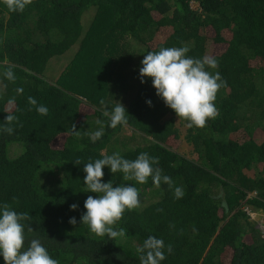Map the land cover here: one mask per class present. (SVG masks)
<instances>
[{
  "label": "trees",
  "instance_id": "1",
  "mask_svg": "<svg viewBox=\"0 0 264 264\" xmlns=\"http://www.w3.org/2000/svg\"><path fill=\"white\" fill-rule=\"evenodd\" d=\"M182 46L215 58L209 71L226 82L218 116L187 126L189 154L179 117L139 74L148 52ZM9 67L14 82L3 75ZM101 100L125 105L126 127H107ZM8 113L18 121L13 134L0 131V202L29 215L28 238H40L59 264H140L135 250L149 235L173 246L163 264H264V231L247 210L264 212V0H33L22 13L0 5V125ZM97 120L104 135L92 143ZM113 152L159 157L185 193L176 199L167 184L123 181L105 167L104 182L140 191L116 240L82 224L85 200L98 194L84 192L75 163Z\"/></svg>",
  "mask_w": 264,
  "mask_h": 264
},
{
  "label": "clouds",
  "instance_id": "2",
  "mask_svg": "<svg viewBox=\"0 0 264 264\" xmlns=\"http://www.w3.org/2000/svg\"><path fill=\"white\" fill-rule=\"evenodd\" d=\"M32 2L33 0H0V5L6 7L9 13H22ZM189 51L187 46L161 47L158 51H150L141 61L139 74L141 83H147L146 78L151 79L156 95L174 110L179 120L186 121L190 128H204L209 120L215 119L219 114L214 102L226 82L218 71H209L218 68L215 58L207 55L194 58L188 55ZM3 75L10 82L16 80L11 67ZM146 102L149 106L152 105L151 100ZM9 103H14V98ZM28 103L35 107L38 114L48 115L49 108L38 105L34 97H28ZM100 104L104 108L103 116L107 117V127L116 129L127 126L129 114L122 102L108 105L101 100ZM4 121V125H0V131L13 134L18 117L8 113ZM97 124L99 127L88 133L92 143H96L104 135V122L97 120ZM73 131L79 135L75 126ZM101 156L102 158L87 163L75 160L77 165L83 164L84 192L98 194L87 197L84 202L86 211L81 216L82 224L97 237L106 236L110 240L123 238L125 230L116 225L125 212L141 206L140 191L133 184L121 183L114 186V181L104 182L105 167L112 174H122L123 181L134 180L142 185L151 178L157 187L162 183L167 184L170 189H174L176 199L183 198L185 194L182 187L174 186L170 176L163 174L159 167V157L147 152L140 153L134 160L126 159L120 152L110 155L102 153ZM78 207L77 204L71 206L72 210ZM28 220L27 213L18 212L11 204L0 202V257L4 264H59L40 238H28L27 233L33 232ZM69 223L76 225V218L72 217ZM135 251L140 264H163L167 256L173 253V246L166 245L162 238L149 235Z\"/></svg>",
  "mask_w": 264,
  "mask_h": 264
},
{
  "label": "rangeland",
  "instance_id": "3",
  "mask_svg": "<svg viewBox=\"0 0 264 264\" xmlns=\"http://www.w3.org/2000/svg\"><path fill=\"white\" fill-rule=\"evenodd\" d=\"M195 6H196V5H195ZM176 122H177V125H178V127L180 128V130H181V132H182V138H183V141H182V143H181V149H180V150H181L183 153H185V154H189L190 151L192 150V147H191V145H189V144L184 140V136H185V133H186L187 125H183V124H181L179 119H177ZM14 148H15V147H14ZM19 150H20V149H18V151H19ZM259 221H260V220H259Z\"/></svg>",
  "mask_w": 264,
  "mask_h": 264
},
{
  "label": "crops",
  "instance_id": "4",
  "mask_svg": "<svg viewBox=\"0 0 264 264\" xmlns=\"http://www.w3.org/2000/svg\"><path fill=\"white\" fill-rule=\"evenodd\" d=\"M257 221H259V225L261 228L264 227V212L263 211H259L257 214Z\"/></svg>",
  "mask_w": 264,
  "mask_h": 264
},
{
  "label": "built area",
  "instance_id": "5",
  "mask_svg": "<svg viewBox=\"0 0 264 264\" xmlns=\"http://www.w3.org/2000/svg\"><path fill=\"white\" fill-rule=\"evenodd\" d=\"M247 210H248L249 214L252 216V218H256L257 213L251 211L250 209H247ZM262 230L264 231V227H262Z\"/></svg>",
  "mask_w": 264,
  "mask_h": 264
}]
</instances>
